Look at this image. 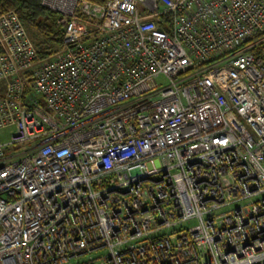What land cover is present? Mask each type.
Wrapping results in <instances>:
<instances>
[{
    "label": "built area",
    "instance_id": "obj_1",
    "mask_svg": "<svg viewBox=\"0 0 264 264\" xmlns=\"http://www.w3.org/2000/svg\"><path fill=\"white\" fill-rule=\"evenodd\" d=\"M40 3L44 58L0 13V264H264V0Z\"/></svg>",
    "mask_w": 264,
    "mask_h": 264
},
{
    "label": "trees",
    "instance_id": "obj_2",
    "mask_svg": "<svg viewBox=\"0 0 264 264\" xmlns=\"http://www.w3.org/2000/svg\"><path fill=\"white\" fill-rule=\"evenodd\" d=\"M90 1L101 3L105 0ZM40 2L41 0H0V13L14 10L25 27H30L42 35L45 40L39 42L36 47L45 50L42 53L45 56L51 49L48 43L52 46L62 44L63 31L58 23L57 14L44 8ZM261 35H257L255 38H259Z\"/></svg>",
    "mask_w": 264,
    "mask_h": 264
},
{
    "label": "rangeland",
    "instance_id": "obj_3",
    "mask_svg": "<svg viewBox=\"0 0 264 264\" xmlns=\"http://www.w3.org/2000/svg\"><path fill=\"white\" fill-rule=\"evenodd\" d=\"M26 30H27V33H28L31 41L35 45V47H36V45L39 42H42V41L45 40V38L42 35L38 34L34 29L26 26ZM260 39H264V35H262L260 37ZM48 45L51 46V49H49V51L46 50L47 51V54L45 56L53 53L59 47V46H52L50 43H48ZM36 49H37V52H38V57L39 58H44L45 56L42 55V53L45 52V50H40L38 47H36ZM8 139H9V136L7 134V130L0 131V140L3 141V142H6ZM23 149H24V147H20L17 150H14V151H12V150H6L5 151V156H10L13 153H17L19 151H22ZM194 224H195V221L194 220H191L187 225L192 226Z\"/></svg>",
    "mask_w": 264,
    "mask_h": 264
}]
</instances>
